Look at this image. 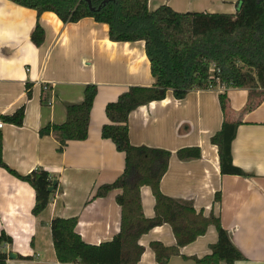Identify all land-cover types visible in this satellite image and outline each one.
<instances>
[{
	"label": "crops",
	"instance_id": "crops-1",
	"mask_svg": "<svg viewBox=\"0 0 264 264\" xmlns=\"http://www.w3.org/2000/svg\"><path fill=\"white\" fill-rule=\"evenodd\" d=\"M162 5L177 13L234 14L237 0H148V11ZM36 24L44 32L39 47L30 40ZM154 83L142 42H111L108 26L91 18L63 24L52 13L38 17L34 10L0 0V120L25 108L22 126L3 123L2 161L21 176L42 169L56 184L47 207L34 216L33 189L0 167V232L12 240L4 251L15 255L8 264H59L49 226L54 218H76L75 231L89 245L110 242L118 234L120 208L115 198L120 191L93 198L100 186L113 183L124 169V155L101 138L108 123L104 110L129 88ZM86 85L97 88L88 136L68 142L60 154L55 138L40 137L38 132L64 123L66 106L82 102ZM258 94L253 102L259 101ZM219 95L226 97L225 115ZM248 100L247 89L224 88L221 94L192 90L182 100L168 90L163 100L130 113L128 136L134 147L170 152L161 193L189 203L205 217H218L244 258L235 264H264V100L245 111ZM224 121L238 124L231 144L232 164L247 177L220 174L218 149L210 138ZM183 148H198L200 158L178 160L176 152ZM216 193L219 203L214 201ZM140 198L143 216L153 218L154 199L148 187L140 189ZM216 241V229L209 226L165 264H195L193 259L209 255ZM153 242L174 247L170 226L153 228L140 237L144 252L138 264H158L150 249Z\"/></svg>",
	"mask_w": 264,
	"mask_h": 264
},
{
	"label": "trees",
	"instance_id": "trees-1",
	"mask_svg": "<svg viewBox=\"0 0 264 264\" xmlns=\"http://www.w3.org/2000/svg\"><path fill=\"white\" fill-rule=\"evenodd\" d=\"M15 5L43 13L54 14L63 24H75L91 18L108 26V39L115 43L142 42L155 79L152 87H131L116 101L105 106L108 123L101 129V138L111 141L124 155V169L111 184L100 186L93 198H103L111 191H120L116 204L120 208L118 234L100 245H89L76 233V218H54L50 222L52 244L59 264H138L144 249L138 244L141 236L153 228L167 224L172 230L176 245L164 247L150 244L158 264H165L183 248L203 236L209 226L217 232V241L211 253L195 264H235L244 258L233 245L229 234L221 227L218 217H205L187 202L164 196L159 188L167 171L170 152L145 146L134 147L129 142L128 117L134 110L152 102L161 101L168 90L176 100H182L192 90H205L217 84L225 88L247 89L251 111L264 100V0H237L234 14L177 13L162 5L148 11V0H6ZM31 42L39 47L44 32L36 24ZM29 90V87H27ZM260 91L258 102L253 95ZM97 94L95 85H86L80 104L65 108V121L60 125H47L39 130L40 137L53 136L58 142L57 152L62 153L68 142L84 141L88 136L90 112ZM31 96L27 92V98ZM222 113L227 111L225 95L218 96ZM42 101H44L42 99ZM45 102V101H44ZM25 108L1 117L3 123L20 127ZM237 123L224 121L221 129L210 138L217 147L221 175L247 177L233 166L231 144ZM180 161L200 158L198 148H183L176 152ZM0 167L34 191L32 215H39L47 207L53 185L49 174L37 169L21 176L2 161V136L0 133ZM148 187L154 199V217L146 219L142 213L140 189ZM56 184L54 185V189ZM216 203L220 195L214 196ZM12 240L0 232V264H8L4 251Z\"/></svg>",
	"mask_w": 264,
	"mask_h": 264
},
{
	"label": "built area",
	"instance_id": "built-area-1",
	"mask_svg": "<svg viewBox=\"0 0 264 264\" xmlns=\"http://www.w3.org/2000/svg\"><path fill=\"white\" fill-rule=\"evenodd\" d=\"M224 86H222V85H216L215 87H213V86H208L205 90H214V91H216V92H218V93H223V90H224ZM2 127H3V122L0 120V130L2 129Z\"/></svg>",
	"mask_w": 264,
	"mask_h": 264
},
{
	"label": "water",
	"instance_id": "water-1",
	"mask_svg": "<svg viewBox=\"0 0 264 264\" xmlns=\"http://www.w3.org/2000/svg\"><path fill=\"white\" fill-rule=\"evenodd\" d=\"M86 1H87V3H88L89 9H90L91 11H94L95 9L91 7V5H90V1H89V0H86ZM105 2H107V0H104L103 4H105ZM54 185H55V182H53V185H52L51 187L48 188V192L51 193V192L54 191ZM8 258H9L10 260H14V259H15V255H14V254H9V255H8Z\"/></svg>",
	"mask_w": 264,
	"mask_h": 264
},
{
	"label": "rangeland",
	"instance_id": "rangeland-1",
	"mask_svg": "<svg viewBox=\"0 0 264 264\" xmlns=\"http://www.w3.org/2000/svg\"><path fill=\"white\" fill-rule=\"evenodd\" d=\"M258 93L260 94V92H259V91H258ZM259 94H258V95H259Z\"/></svg>",
	"mask_w": 264,
	"mask_h": 264
}]
</instances>
